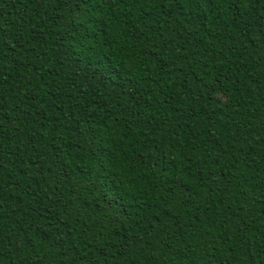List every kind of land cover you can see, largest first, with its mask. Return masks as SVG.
Returning <instances> with one entry per match:
<instances>
[{
    "label": "trees",
    "instance_id": "16d2710c",
    "mask_svg": "<svg viewBox=\"0 0 264 264\" xmlns=\"http://www.w3.org/2000/svg\"><path fill=\"white\" fill-rule=\"evenodd\" d=\"M238 7L0 0V264H264V5ZM101 141L147 159L97 191Z\"/></svg>",
    "mask_w": 264,
    "mask_h": 264
},
{
    "label": "snow or ice",
    "instance_id": "6c2138e0",
    "mask_svg": "<svg viewBox=\"0 0 264 264\" xmlns=\"http://www.w3.org/2000/svg\"><path fill=\"white\" fill-rule=\"evenodd\" d=\"M94 2L100 3L101 7L106 11H111L113 8H116L120 12H123L125 4L131 5L134 3V0H94ZM143 2L147 3L148 0H143ZM167 2L170 6L175 3L182 4V11H188L189 8H191L192 11H195L196 7L199 6L202 11H211L213 9L219 11L222 8L226 13L229 12V5H236L237 3L240 7L235 8V13H239L245 8H247L248 11H251L250 5H264V0H167ZM82 6L85 8L88 7L87 4H82ZM129 11H131V8H129ZM93 15L97 14L93 13ZM261 22L264 24V12L261 13ZM89 30L93 33L96 32V28H90ZM70 35H75V32L70 33ZM136 36L143 39V37H140L139 32H136ZM97 39L104 41L105 36L100 35ZM111 39L112 37L109 36V40ZM128 39L131 42L132 33H129ZM96 46L97 45H93V47ZM107 50L108 48H105V51ZM104 68H106V66L101 69V77L104 75ZM117 146H119L118 142ZM146 159L147 157L143 155H140L137 159H132L131 155L125 156L122 152L117 151L116 147H111L109 142L101 141L92 149L91 153L88 154L84 165V175L88 177L87 183L89 186L92 189L99 191L102 187H110L108 181L112 179V172L124 168L131 169L133 174H135V169L139 168L141 166V161ZM122 175H126V173H122ZM120 195L121 193H117L116 196H114V199L118 198ZM37 243H39V241H37ZM36 251H39V249L37 248ZM32 258L35 261V264H41L42 257L33 256ZM25 259H27V257H25ZM149 264H151L150 261Z\"/></svg>",
    "mask_w": 264,
    "mask_h": 264
}]
</instances>
